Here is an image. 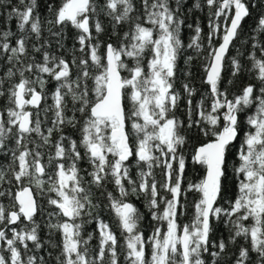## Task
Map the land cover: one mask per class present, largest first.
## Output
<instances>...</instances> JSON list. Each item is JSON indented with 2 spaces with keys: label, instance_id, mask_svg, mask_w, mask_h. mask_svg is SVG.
Listing matches in <instances>:
<instances>
[{
  "label": "snow or ice",
  "instance_id": "obj_1",
  "mask_svg": "<svg viewBox=\"0 0 264 264\" xmlns=\"http://www.w3.org/2000/svg\"><path fill=\"white\" fill-rule=\"evenodd\" d=\"M182 2L175 0V8L170 0H138L139 8L137 0H63L55 8L49 3L48 11L54 17L47 20L49 25L62 28L70 24L79 32V51L87 58L73 55L71 62L50 54L44 45L33 46L35 52H42V62L34 58L25 60L27 37L21 36L13 46L9 42L13 33L0 31V55L12 64L4 78H0V97L7 99V105L0 111V152L5 156L11 154V162L6 168H0V184L23 185L27 180L28 185L42 189L46 182L50 183L48 191L55 193V198L49 197L47 202L58 211L49 215L66 218L63 222L49 221L47 225L61 234L60 245H52L60 247L56 264H120L118 238L107 223L97 220L99 243L92 254L88 245L93 234L88 233L85 238L83 223L76 222L89 217L85 222L91 223L96 219L92 209L98 207L82 183L78 164L84 159L93 169L88 173L92 177L91 184L103 188L110 177L118 189V198L112 192H101V195L109 200L124 235L126 264H206L204 253L209 254L213 264H221L219 258L237 238H243L248 244L233 254V264H264V58H256L255 53L250 56L257 71L258 87L248 84L233 99H228L227 92L220 89L225 58L250 9L245 0H206L209 9L215 8L210 12L209 50L204 65L210 109L202 98L194 110L191 97L195 89L188 84H184L183 89L188 96L187 128H198L212 139L196 149L193 156L194 162L206 169L205 176L183 189L185 160L179 150L185 144V136L181 134L184 122L172 114L180 100V95L173 90V81L183 46L180 31L184 21L178 15ZM37 6V0H19L18 5L9 3L8 19L17 18L21 32L27 26L28 31L39 38L42 21L36 14ZM195 6L199 8L200 4ZM0 7H4V0H0ZM99 13L110 18L114 34L118 27L128 26L119 46L108 43L103 55L99 51L100 44L92 43L91 29L94 27L99 34L104 27L99 19L90 25L93 16ZM220 18H223L222 24L218 22ZM48 30L53 36L60 34L52 28ZM255 30L264 32V15ZM201 32L197 26L188 47L201 48ZM214 38L220 40L218 46L213 45ZM253 48H258L264 57V46L254 44ZM149 55L145 64V57ZM125 57L134 63L129 66ZM73 65L79 69L75 77ZM92 68L97 70L95 75L91 73ZM241 71V64L233 59L232 75L235 77ZM125 72L127 75H123ZM17 73L19 78L13 79ZM45 76L56 82L53 104L44 109L45 113L53 112L52 126L46 133L42 130L39 112L49 83ZM6 81H11L7 88ZM68 98L72 104L71 116L66 112ZM125 99L131 104L128 110ZM251 107H255V112L247 116L244 131L240 115ZM30 109L37 111L33 113ZM77 112L83 117L79 145L62 131L65 126L76 127ZM194 114L197 119L193 118ZM129 121L131 134L126 131ZM54 132L60 133L55 142L51 139ZM33 136L38 137L39 142ZM238 139L241 142L235 156L239 164H233L237 193L231 199L225 196V181L230 148ZM10 143L14 147L9 148ZM30 144L34 147L30 148ZM45 146L54 148L47 165L42 163L44 154L40 151ZM132 157L136 158L137 165L147 168L139 172L138 182L129 171L128 162ZM49 166H52L51 174L47 172ZM157 167L163 170L165 178L159 188L152 171ZM46 175L47 181L43 179ZM126 183L131 186V194L144 195L152 219L165 222L166 231L155 227L145 238L138 230L142 216L127 202L130 193ZM160 189L171 198L161 196ZM186 192L198 194V199L193 204L192 222L181 226L178 217L185 208L181 197ZM7 196H12L10 189L0 191V197ZM220 200H224L227 207L221 205ZM161 203L164 204L162 212L159 211ZM40 210L29 186L20 187L8 206L0 204V264H44V258L35 255V250L43 247L40 225L34 219ZM213 219H223L226 226L231 225L227 241L210 240ZM252 252L256 253L255 261Z\"/></svg>",
  "mask_w": 264,
  "mask_h": 264
},
{
  "label": "trees",
  "instance_id": "obj_2",
  "mask_svg": "<svg viewBox=\"0 0 264 264\" xmlns=\"http://www.w3.org/2000/svg\"><path fill=\"white\" fill-rule=\"evenodd\" d=\"M63 0H37V9L36 14L40 16L42 21V33L39 38L36 37L35 34L30 33L26 26L24 32L18 27L19 21L17 18L13 17L11 20L8 19V12L10 11V7H8L9 3L12 5H18L19 0H4V7H0V31H11L13 35L9 37V42L15 46V42L21 36L27 37V48H28V56L24 57L25 60L35 59L37 62H42V52H35L33 46L40 47L44 45L45 48L50 52V54L63 57L64 59L71 62L73 55L75 57L80 58L87 56L84 53L79 51L80 45L78 43L77 37L79 32L77 29L72 27L70 24L61 27H52L47 23V20L53 19L52 13L48 11L47 5L49 3L54 5L55 7H59L62 4ZM99 2V0H98ZM250 9V15L245 18L242 22L241 30L237 36V38L232 42V45L229 48L227 56L224 61V68L222 71V79L220 82L221 91H226L228 94V99H233L235 96L241 94L242 89L248 84H255L257 87L259 86V81L256 79L257 71L253 68V62L250 59L251 54L255 53L256 58L261 59L264 58L261 56V53L258 48H253L254 44L264 46V32H257L256 26L259 18L264 15V0H245ZM172 7L175 8V0H170ZM200 4V7L197 8L195 5ZM23 7L22 5H19ZM137 7L140 5L137 0ZM215 8L209 9L206 4V0H183L182 6L179 9L178 15L184 21V24L181 26L180 38L182 41V47L179 51L176 63V75L174 77V91L180 95V100L178 101V107L174 110L175 117L184 122V126L181 129V134L185 136V144L179 150V154L183 156L185 160V170H184V178L182 182V188L186 189L187 185L191 182H199L205 174L204 166L197 164L193 160V156L195 150L204 143L209 142L212 137L205 136L199 132L198 128H187L188 122V105L187 93L184 92L183 85L188 84L191 88L195 89V94L191 97L192 99V107L195 110L197 103L204 98V102L206 107L210 109L211 105V96L209 95V86L204 83L205 72L204 65L207 63L206 57L208 55L209 50V41L208 34L210 32L209 20H210V12H214ZM96 19H99L104 27V31L97 34L95 32L94 27H92V35L93 41L92 43L100 44V54L103 55L106 49V45L108 43L113 44L114 46H119L121 43L123 33L128 30V26H120L117 28L116 33H113L112 22L109 17L105 16L103 13H99L98 15H94L92 21H90V25L94 23ZM214 19V18H213ZM219 23H223V18H220ZM191 25V27H189ZM199 26L202 29L200 34L201 48L197 49L195 47H188L191 43L193 37L195 36V28ZM49 28H52L53 32H59L58 36H53L49 32ZM45 41L48 44H45ZM213 45L218 46L220 40L218 38H214L212 41ZM87 52V48L85 49ZM149 56L145 57V64ZM190 58V59H189ZM125 61L131 66L134 62L129 58L125 57ZM235 59L239 61L242 67V71L237 75H232V60ZM15 63V62H13ZM12 67V64H9L6 60V57L0 55V78H4V74L7 69ZM15 71V68H13ZM73 77L79 71V69L73 65L72 66ZM96 69L92 68V75L96 74ZM25 75H28L27 73ZM123 75H127V73H123ZM19 74L13 79H18ZM35 78V77H31ZM46 79L49 80V83L46 85L45 89V98L41 101L40 105V119L42 121V130L45 131L48 127H51V119L53 118V112L48 111L44 112V109L49 108L53 104L52 93L55 89L56 82L52 81L50 77L45 76ZM231 81V83H229ZM11 81L5 82V88L10 86ZM88 85L92 87V81H88ZM39 90V89H38ZM94 98V97H93ZM68 103V108L66 109L67 115H72V104ZM125 108L126 110L131 108L130 102L125 99ZM7 105L6 97H0V111H3L4 107ZM35 113L37 109H30ZM255 112V107H251L245 109L243 113L240 115L241 128L246 131L247 126L245 124L246 118L248 115H252ZM6 115V113H5ZM76 117L79 121L75 128L71 126L63 127V134L65 136L70 137L73 140H76L78 145L81 140V126L83 124V117L80 113H76ZM194 119L198 117L193 115ZM222 123V121H221ZM126 131L130 134L132 133L131 129V121L126 124ZM60 133L54 132L52 135V141L55 142L59 138ZM243 137V131L241 133V139ZM34 139L39 142L38 137L33 136ZM241 139H238L233 143L230 148V154L228 156V168H227V180L225 181L227 191L225 193L226 198L234 199L237 193L236 187V178L233 173V164H239V160L236 158L235 153L240 146ZM135 146V138L133 137V147ZM14 147L13 144H9V148ZM30 148L34 147V145L30 144ZM40 151L44 154L42 157V163L47 165L48 156L50 154H54V148L50 146H45L41 148ZM81 154L83 155V148H80ZM111 159V157H109ZM11 162V154L9 153L7 156L4 153L0 152V168H6V166ZM130 164V175L133 180L138 182L139 180V172L143 168L147 171L145 165H137L136 158H130L128 162ZM80 168V175L83 177V186L86 189H89L91 193V199L94 204H97L98 207L92 209V216L96 217V219H92L91 223H87L89 217H83L80 220H77V223H83L82 235L87 238L88 233L93 234V239L89 241V249L90 253L94 254L97 250V246L99 243V231L97 227V220H103L107 223L110 229L116 234L118 238V250L120 251V264H126L124 260V235L121 232V229L118 226V219L115 215L114 210L110 207V202L106 196H102L101 192H112L114 196L119 197V192L114 183L111 181L109 177L106 181L103 188L98 189L95 185L91 184L92 177L88 175L93 169L92 166L88 163L87 159L81 160L78 164ZM176 165H174L175 167ZM153 174L155 180L159 184L164 181L163 170L161 168H153ZM47 172L51 174L52 166L47 168ZM45 181L48 180V176L43 177ZM149 182H151V178H149ZM22 186H30L34 192L35 198L37 200L38 205L40 206V211L37 212L34 217L35 222L40 225L39 235L41 239V243L43 247L39 250H35V255L38 257L44 258V264H56V256L60 254V247H52L53 244L60 245L61 243V234L58 231L51 230L48 228L49 221L51 223H57V221L63 222L64 217L58 215L50 216L49 213H56L58 210L55 209L54 206L48 204L49 197L55 198V193L49 192L48 188L50 187V183H45L42 189L36 188L34 184L28 185L27 180L24 181L23 185H15V184H0V191H5L6 189H10L12 192V196L0 197V204L8 206L12 201L15 195V192L19 190ZM130 195L126 198L127 202L132 203L138 210L142 216V219L139 223L138 230L143 233L145 238L150 236L155 227H160L162 232L166 231V223L155 221L152 219L151 212L149 211L147 200L144 195H136L131 194V186L127 185ZM160 195L166 196L167 198H171L170 194L166 193L163 189H160ZM198 199V194L193 192H186L184 196L181 197L182 203L185 205V208L181 211L182 215L178 217V223L183 226L186 224H190L193 220L194 216V208L193 204ZM219 203L225 207L224 200H220ZM164 208V204H160L159 211L162 212ZM27 223V222H25ZM250 223V221H249ZM213 230L210 234V240L218 241L219 239L228 240L229 237V228L231 225H225L223 219L212 221ZM21 227L23 225H20ZM9 235L11 233L9 232ZM248 241H245L243 238H237V242L235 244H229L227 251L219 258L221 264L223 262H227V264H233L235 256L233 255L238 251V248L241 246H246ZM29 247L32 248L31 243H29ZM150 251V249H149ZM252 259L255 261L256 253L252 252ZM203 258L206 261V264H213V259L209 256L208 253H204Z\"/></svg>",
  "mask_w": 264,
  "mask_h": 264
},
{
  "label": "water",
  "instance_id": "obj_3",
  "mask_svg": "<svg viewBox=\"0 0 264 264\" xmlns=\"http://www.w3.org/2000/svg\"><path fill=\"white\" fill-rule=\"evenodd\" d=\"M233 143H234V142H233ZM199 147H200V146H199ZM199 147H198V148H199ZM198 148H197V149H198ZM195 152H196V150H195ZM194 154H195V153H194ZM205 174H206V169H205ZM205 174H204V176H205ZM29 187H30V186H29ZM30 189H31V191H32V193H33V197H34V199H36V198H35V195H34V192H33V190H32L31 187H30Z\"/></svg>",
  "mask_w": 264,
  "mask_h": 264
}]
</instances>
